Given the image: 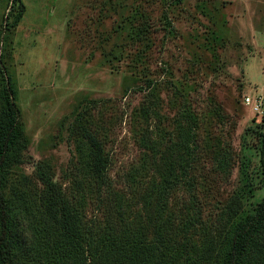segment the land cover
Masks as SVG:
<instances>
[{
  "label": "rangeland",
  "instance_id": "rangeland-1",
  "mask_svg": "<svg viewBox=\"0 0 264 264\" xmlns=\"http://www.w3.org/2000/svg\"><path fill=\"white\" fill-rule=\"evenodd\" d=\"M7 97L24 139L2 189L29 259L69 251L54 195L99 233L222 264L264 195V0H0V123ZM248 258L264 264V228Z\"/></svg>",
  "mask_w": 264,
  "mask_h": 264
},
{
  "label": "trees",
  "instance_id": "trees-1",
  "mask_svg": "<svg viewBox=\"0 0 264 264\" xmlns=\"http://www.w3.org/2000/svg\"><path fill=\"white\" fill-rule=\"evenodd\" d=\"M10 94L12 88L6 86ZM20 111L16 104L7 97V110L4 121L0 123V264H43L42 261L29 259L28 249H25L24 237L17 230L15 219L11 214L3 193V175L6 168L15 158L24 139L20 126ZM260 167L264 188V124L260 131ZM96 146L94 168L99 184H106L104 161L98 155V143L90 137ZM47 213L58 224L60 240L65 243L62 247L61 258L57 264H188L186 260L177 263L178 256L169 258L164 253L161 244L147 243L144 239L133 237L120 241L113 230L99 233L78 214L70 200L65 197L52 196L47 202ZM235 213L228 209L220 214L219 225L225 226L229 217ZM264 228V195L254 213L234 225L230 245L224 254L222 264H252L248 258L252 241ZM158 234L155 233V236ZM158 237V236H157ZM65 257L63 260L62 258Z\"/></svg>",
  "mask_w": 264,
  "mask_h": 264
},
{
  "label": "built area",
  "instance_id": "built-area-1",
  "mask_svg": "<svg viewBox=\"0 0 264 264\" xmlns=\"http://www.w3.org/2000/svg\"><path fill=\"white\" fill-rule=\"evenodd\" d=\"M262 99L261 97H255V99L252 101L250 97H244V102L246 104H250L252 106L253 111L257 113H261V107H262Z\"/></svg>",
  "mask_w": 264,
  "mask_h": 264
}]
</instances>
